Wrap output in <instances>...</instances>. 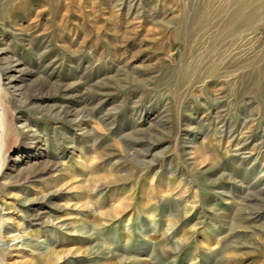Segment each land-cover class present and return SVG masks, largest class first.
Instances as JSON below:
<instances>
[{"label":"rangeland","instance_id":"374dc122","mask_svg":"<svg viewBox=\"0 0 264 264\" xmlns=\"http://www.w3.org/2000/svg\"><path fill=\"white\" fill-rule=\"evenodd\" d=\"M0 49V264H264V0H0Z\"/></svg>","mask_w":264,"mask_h":264},{"label":"bare ground","instance_id":"6f19581e","mask_svg":"<svg viewBox=\"0 0 264 264\" xmlns=\"http://www.w3.org/2000/svg\"><path fill=\"white\" fill-rule=\"evenodd\" d=\"M4 50L0 49V94L5 92L8 99H11V95L16 96L18 94L19 88L16 86L17 76L12 73L11 70L14 67L12 63L7 62L4 57ZM8 65V66H7ZM16 94V95H15ZM1 105V104H0ZM1 107V106H0ZM0 130L3 133L4 131V111L3 108H0ZM3 140V135L0 138V143ZM4 168L0 165V178L4 175ZM4 185V184H3ZM15 239L14 241H17Z\"/></svg>","mask_w":264,"mask_h":264}]
</instances>
